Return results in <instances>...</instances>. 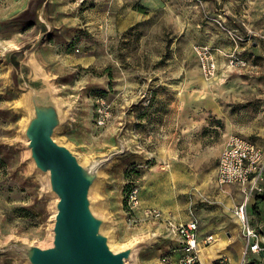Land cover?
<instances>
[{
    "label": "rangeland",
    "instance_id": "rangeland-1",
    "mask_svg": "<svg viewBox=\"0 0 264 264\" xmlns=\"http://www.w3.org/2000/svg\"><path fill=\"white\" fill-rule=\"evenodd\" d=\"M30 73L66 116L55 141L97 172L89 198L109 246H136L126 264H181L173 227L191 220L203 264H232L245 196L218 184V163L231 136L264 149V0H0V264L53 240L58 198L25 146ZM186 88L210 107L183 108Z\"/></svg>",
    "mask_w": 264,
    "mask_h": 264
},
{
    "label": "water",
    "instance_id": "water-1",
    "mask_svg": "<svg viewBox=\"0 0 264 264\" xmlns=\"http://www.w3.org/2000/svg\"><path fill=\"white\" fill-rule=\"evenodd\" d=\"M30 91L29 119L24 130L26 147L34 168L47 175L50 192L56 195L52 245H20L17 253L29 264H126L136 246L114 251L102 233L104 221L91 209L90 190L98 178L83 166L66 146L54 139L66 121L61 105L47 84L27 82Z\"/></svg>",
    "mask_w": 264,
    "mask_h": 264
},
{
    "label": "built area",
    "instance_id": "built-area-1",
    "mask_svg": "<svg viewBox=\"0 0 264 264\" xmlns=\"http://www.w3.org/2000/svg\"><path fill=\"white\" fill-rule=\"evenodd\" d=\"M196 53L205 75L213 77L216 73V65L210 63L211 56L208 50L199 47ZM230 65L233 67L234 61H231ZM237 66L236 64L235 67ZM218 184L222 186L237 184L242 188L245 196L244 202L236 207L235 211L246 243L240 264H262L256 256L264 253V229L261 225L251 224L248 207L257 196L264 195V149L247 139L238 136L229 137L219 157ZM133 200L136 201L135 198ZM146 215L156 220H160L162 216L158 209L148 210ZM173 228L182 244L181 264H202L199 222L191 220ZM213 239V236H209L205 243Z\"/></svg>",
    "mask_w": 264,
    "mask_h": 264
},
{
    "label": "crops",
    "instance_id": "crops-1",
    "mask_svg": "<svg viewBox=\"0 0 264 264\" xmlns=\"http://www.w3.org/2000/svg\"><path fill=\"white\" fill-rule=\"evenodd\" d=\"M188 90H189V88H186V90H184L180 94L182 96V101H183V106H184L183 108L187 109L188 107H194L196 102H198L197 99H199V100L203 99L202 100L203 103H206L208 108L210 107L212 100L206 101V98H205V96H203L202 91H200L199 93H190L191 91L189 90L190 91L189 92ZM200 94H201V96H200ZM208 99H210V97ZM259 197H262V196H259ZM255 203H256V200L251 202L250 205L252 206V208H253ZM258 211H259L258 216L261 219V220L259 219L260 222L256 218V216L252 214L251 210H250V214H251V217L253 219H256L258 221V223H260V224L257 223V226L261 225L264 229V202L259 203ZM252 218H251V220H253ZM251 223H252V221H251ZM255 226H256V223H255ZM230 242H231V249L227 251L230 254V261L232 262V264H240L242 252H243L244 248L246 247L245 240H244L243 236H241V235H237V236L232 235ZM256 258L258 260H260V262L262 264H264V253L261 254L260 256H256Z\"/></svg>",
    "mask_w": 264,
    "mask_h": 264
},
{
    "label": "bare ground",
    "instance_id": "bare-ground-1",
    "mask_svg": "<svg viewBox=\"0 0 264 264\" xmlns=\"http://www.w3.org/2000/svg\"><path fill=\"white\" fill-rule=\"evenodd\" d=\"M44 21V20H43ZM25 79L23 80L24 82H22V78H21V83H20V87L21 89L25 90L26 92H29V95H30V91L27 89V87L25 86L26 85V80L28 82H32L33 84L35 85H45L47 84L48 85V82L44 79H39L37 77L34 76L33 73H30V74H25ZM27 109L29 110L30 109V102L28 103L27 105ZM27 143V142H26ZM201 261H202V264H203V259H202V256H201Z\"/></svg>",
    "mask_w": 264,
    "mask_h": 264
},
{
    "label": "trees",
    "instance_id": "trees-1",
    "mask_svg": "<svg viewBox=\"0 0 264 264\" xmlns=\"http://www.w3.org/2000/svg\"><path fill=\"white\" fill-rule=\"evenodd\" d=\"M264 202V197H257V199H256V203L254 204V206H253V212L254 213H259V211H258V205H259V203H263Z\"/></svg>",
    "mask_w": 264,
    "mask_h": 264
}]
</instances>
